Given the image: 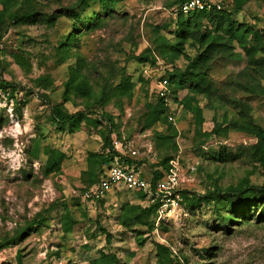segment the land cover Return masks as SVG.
Wrapping results in <instances>:
<instances>
[{
    "label": "rangeland",
    "instance_id": "374dc122",
    "mask_svg": "<svg viewBox=\"0 0 264 264\" xmlns=\"http://www.w3.org/2000/svg\"><path fill=\"white\" fill-rule=\"evenodd\" d=\"M213 1L244 36L204 63L205 47L177 28L178 0H119L111 13L87 0L81 21L79 0H0V264H264V204L226 197L264 186V143L251 129L264 130V0ZM19 10L37 21H11ZM191 66L201 88L173 80L176 122L156 120L159 78ZM73 78L86 93L67 86ZM57 107L76 119L58 122ZM114 140L133 142L148 178L174 163L178 219L156 226L138 193L87 197Z\"/></svg>",
    "mask_w": 264,
    "mask_h": 264
},
{
    "label": "trees",
    "instance_id": "16d2710c",
    "mask_svg": "<svg viewBox=\"0 0 264 264\" xmlns=\"http://www.w3.org/2000/svg\"><path fill=\"white\" fill-rule=\"evenodd\" d=\"M188 0H178L177 7L181 6L183 3H185ZM119 0H102V7L103 10L106 13H111L115 10V6ZM88 2L87 0H79V3L76 7L71 9V12L75 14V16L78 18L79 21H81L79 13H76V9L79 7H87ZM37 13L36 10L31 11H25V10H19L15 11L10 14V20L14 22H23V23H34L37 21ZM100 16H97L96 20H99ZM95 20V21H96ZM95 21H92L94 23ZM205 21L208 22V24L211 26L212 30L208 31L206 34L200 33L201 29L205 25ZM91 22V21H90ZM93 25V24H92ZM81 26V25H80ZM85 27L89 29V25L86 24ZM79 31V28L77 25L72 27V30L75 29ZM177 28L184 40H192V42H196L201 47H205L204 54H202V61L204 63L209 62V60L212 57V52L217 48H222L223 45H227L224 43V41L230 42V44H233V42H241L243 41L241 38L244 36L243 31L241 30V26L238 25L237 28H235V23L231 19V13L227 12L224 8H221L220 10H211V11H196L192 12L190 14H183L179 13L177 15ZM70 38L67 37L66 42L64 43L60 48V54L62 55V62L67 61L69 58V43ZM199 75H195L193 73L192 66L189 67L186 71L183 72H176L175 74H170L168 77V82L170 88L173 86V80H179V84L188 83L191 81L198 80ZM199 84V85H198ZM198 84L196 86L201 88L200 81L198 80ZM202 84V82H201ZM83 83H75V79L69 83H67V86L71 89H74L75 91L86 93V88ZM191 99H188V103L191 102ZM156 112V120L162 119L164 117L166 121L170 124L168 118H169V108L167 107L166 101L163 98H160V102L155 108ZM54 116L55 119L60 123H66V122H73L76 117L72 116L69 118H65L62 113L60 112V109L57 107L54 109ZM251 129L256 134V136L259 138V140L264 143V130L257 126L252 125ZM113 155L108 156L107 158L103 159L102 163L110 165L113 163ZM128 163H131V160H127ZM168 162V161H167ZM102 176V175H101ZM163 177V171H154L152 175V183H155L157 180L161 179ZM100 178H98L99 181ZM97 181V182H98ZM96 182V183H97ZM142 198H145V196L142 193H138ZM226 197L230 199L232 202L234 201L236 205L239 207V209L242 207H252L254 206L256 209L258 208V204L263 203L264 204V186L262 187H251V188H242L237 187L235 189H232ZM234 203V204H235ZM155 214L157 205L151 206V208ZM264 212V208H263ZM222 223H227L228 219L224 218L221 220ZM8 246V243L3 242L0 243V251L3 250ZM115 258L112 261H109L108 264H115Z\"/></svg>",
    "mask_w": 264,
    "mask_h": 264
},
{
    "label": "built area",
    "instance_id": "2783aa9c",
    "mask_svg": "<svg viewBox=\"0 0 264 264\" xmlns=\"http://www.w3.org/2000/svg\"><path fill=\"white\" fill-rule=\"evenodd\" d=\"M220 4L213 0H188L174 10V15L179 13L190 14L196 11L220 10ZM160 71V69H159ZM171 90L166 76L159 78L157 95L165 99L167 107L170 110ZM169 122L175 123V114L169 112ZM114 159L106 173L87 193V197L94 199H104L114 192L142 193L145 200L151 206L157 205L156 209V226L164 222L178 219L183 212V198L181 196L180 175L174 163L163 177L152 183L150 178L143 177V174L131 162L130 154H135L134 144L132 141H113Z\"/></svg>",
    "mask_w": 264,
    "mask_h": 264
},
{
    "label": "clouds",
    "instance_id": "9594fccd",
    "mask_svg": "<svg viewBox=\"0 0 264 264\" xmlns=\"http://www.w3.org/2000/svg\"><path fill=\"white\" fill-rule=\"evenodd\" d=\"M19 128V126H17ZM27 130V129H25ZM6 156L12 161L13 164H17L18 161L21 159L19 155H17L16 152H10L6 153Z\"/></svg>",
    "mask_w": 264,
    "mask_h": 264
},
{
    "label": "crops",
    "instance_id": "0c3cea01",
    "mask_svg": "<svg viewBox=\"0 0 264 264\" xmlns=\"http://www.w3.org/2000/svg\"><path fill=\"white\" fill-rule=\"evenodd\" d=\"M143 177L148 178V177L145 176V175H143ZM114 193H117V192H114ZM114 193H111L110 195H113ZM110 195H108V196H110Z\"/></svg>",
    "mask_w": 264,
    "mask_h": 264
}]
</instances>
